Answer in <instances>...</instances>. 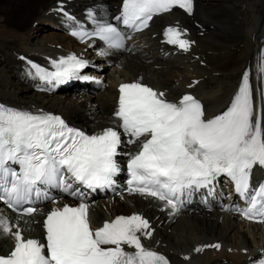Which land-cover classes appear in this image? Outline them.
<instances>
[{
	"label": "snow or ice",
	"instance_id": "snow-or-ice-1",
	"mask_svg": "<svg viewBox=\"0 0 264 264\" xmlns=\"http://www.w3.org/2000/svg\"><path fill=\"white\" fill-rule=\"evenodd\" d=\"M177 7L191 15L193 0H122L121 16L116 19L139 31L153 16ZM72 35L81 39L96 36L109 48L124 47L125 37L112 24H99L91 34ZM164 35L167 43L188 50L190 42L181 38L178 27L167 28ZM29 63L35 75L49 84L88 79L79 76L86 62L75 55L53 61L52 72ZM260 71L264 72V56ZM119 93L114 114L117 128L107 127L92 135L69 127L58 115L0 105V200L16 210L34 192L39 193V185L65 191L73 184L93 191L111 186L120 171L116 157L123 135L128 143L138 144L127 164L130 194L161 201L175 213L183 197L209 188L218 176L226 175L249 205L241 214L264 222V185L250 192L249 184L252 168L264 166V112L257 115L254 111L247 72L227 109L210 119L190 94L171 102L164 92L140 82L121 84ZM35 211L33 207L22 209L26 215ZM44 228L46 244L25 240L18 229L12 232L6 219L0 218V231L15 239L14 249L0 256V264H169L165 256L142 244L141 237L151 238V227L139 214L117 216L93 229L89 205L82 201L76 207L53 208ZM125 245L134 251H126ZM258 264H264V259Z\"/></svg>",
	"mask_w": 264,
	"mask_h": 264
},
{
	"label": "bare ground",
	"instance_id": "bare-ground-1",
	"mask_svg": "<svg viewBox=\"0 0 264 264\" xmlns=\"http://www.w3.org/2000/svg\"><path fill=\"white\" fill-rule=\"evenodd\" d=\"M49 0H0V8L5 11L0 17V93L5 99L12 102H36L39 106L47 108L54 107L65 111L71 118L88 120L90 104L98 101L97 113H108L113 107L115 99V86L118 80L109 83L106 88L99 91L97 97H83V95L66 94L64 97H54L33 93L26 84L17 81L15 68L19 65L16 54L19 47L25 45L28 40V33L31 22L37 18L42 8L46 7ZM113 2L115 0H112ZM14 5V6H13ZM203 11L214 23L213 39L207 41L206 48L212 50L207 55L211 70H218L220 84L203 93H214L223 90L227 94L230 90V81L235 70L252 56L260 44L264 42V0H201ZM58 37H63L58 35ZM149 55L134 54L125 59V64L130 70L122 69L118 75H133L141 71L156 83L165 84L173 80L175 75L172 70H154L146 62ZM174 67L179 68V62L170 61ZM209 79L211 76L208 75ZM171 90L177 86H171ZM25 99V100H23ZM21 100V101H20ZM23 100V101H22ZM224 100L222 96L215 98L216 104ZM34 109V108H32ZM95 113V117H97ZM176 232L165 233L160 230V242L162 247L173 253L175 250L188 251L200 238L218 235L231 246H249L250 237L245 233L242 226L229 218L218 219L214 214H194L178 218L174 224ZM199 233L201 235H196ZM257 237L258 244L264 246V241ZM154 243V242H153ZM253 249L250 251V253ZM170 253V255H171ZM228 261L224 262L218 255H207L201 259H192L183 264H241L245 255L225 253Z\"/></svg>",
	"mask_w": 264,
	"mask_h": 264
},
{
	"label": "rangeland",
	"instance_id": "rangeland-1",
	"mask_svg": "<svg viewBox=\"0 0 264 264\" xmlns=\"http://www.w3.org/2000/svg\"><path fill=\"white\" fill-rule=\"evenodd\" d=\"M1 9V8H0ZM31 28V27H30Z\"/></svg>",
	"mask_w": 264,
	"mask_h": 264
}]
</instances>
